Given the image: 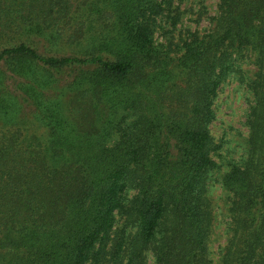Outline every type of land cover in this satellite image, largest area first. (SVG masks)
I'll use <instances>...</instances> for the list:
<instances>
[{
    "label": "trees",
    "instance_id": "trees-1",
    "mask_svg": "<svg viewBox=\"0 0 264 264\" xmlns=\"http://www.w3.org/2000/svg\"><path fill=\"white\" fill-rule=\"evenodd\" d=\"M176 1L85 0L67 35L70 0H21L30 26L0 47V264H146L148 251L157 264H216L212 104L237 51L258 69L244 158L221 176L223 262L264 264V0H219L212 28L173 57L153 33L158 18L177 23ZM65 34L92 42L52 54Z\"/></svg>",
    "mask_w": 264,
    "mask_h": 264
},
{
    "label": "rangeland",
    "instance_id": "rangeland-1",
    "mask_svg": "<svg viewBox=\"0 0 264 264\" xmlns=\"http://www.w3.org/2000/svg\"><path fill=\"white\" fill-rule=\"evenodd\" d=\"M92 1V0H89ZM13 2V9L8 5ZM72 5L69 17H73L71 26L67 25L64 32H70L81 22L84 12L85 0H70ZM219 0H178L175 6L178 9L179 20L173 24L174 19L170 17L158 18L153 37L161 48L170 51L173 57H179L184 52L185 39L193 31L201 33L212 28L213 17L218 14ZM28 11L22 9L21 0H0V47L4 40L18 33H25L30 26ZM56 16V14L54 15ZM175 16V17H176ZM103 25L102 20L95 22L94 30L97 32ZM45 34L54 32V25L47 23L44 28ZM107 32V31H106ZM116 33L108 31L105 38ZM66 34L51 46L52 54H71L79 50L84 51L90 43L91 38L87 35L77 41L74 46L68 41ZM103 38V39H105ZM103 39L101 41H103ZM99 40H96L98 43ZM230 71L221 79L217 95L214 98V118L211 121V133L219 144V149L213 154L217 165L208 178V197L211 209L214 213V224L209 240L210 257L216 264H224V247L232 234V220L230 215V195L221 185V176L235 164L240 163L245 155L249 128L247 125L248 112L254 101V95L249 87V81L255 77L258 67L254 59V53L236 52L233 57ZM175 82H180L184 76L181 67L173 69ZM173 80V79H172ZM30 132L36 133L44 138L45 129L36 123L28 125ZM129 194H132L130 191ZM121 221L124 218L120 219ZM146 264H157L154 251L147 252Z\"/></svg>",
    "mask_w": 264,
    "mask_h": 264
}]
</instances>
